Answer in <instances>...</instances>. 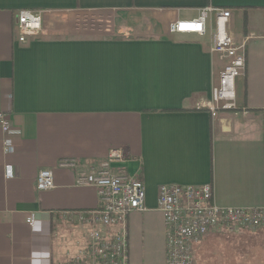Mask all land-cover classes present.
<instances>
[{
	"label": "crops",
	"instance_id": "obj_1",
	"mask_svg": "<svg viewBox=\"0 0 264 264\" xmlns=\"http://www.w3.org/2000/svg\"><path fill=\"white\" fill-rule=\"evenodd\" d=\"M207 8L229 10L228 34L246 42L236 107L214 113L200 105L224 67L210 52L215 16L202 37L168 32ZM22 10L42 13L25 43L15 30ZM0 112L17 132L6 154L0 129V264L69 262L88 231L67 217L98 199L59 163L85 168L115 149L126 157L113 168L145 189L147 211L128 219L130 264H164L161 185L210 184L220 207L264 208V0H0ZM41 170L53 189L36 190ZM193 256L264 264V230L217 231Z\"/></svg>",
	"mask_w": 264,
	"mask_h": 264
},
{
	"label": "built area",
	"instance_id": "obj_2",
	"mask_svg": "<svg viewBox=\"0 0 264 264\" xmlns=\"http://www.w3.org/2000/svg\"><path fill=\"white\" fill-rule=\"evenodd\" d=\"M215 16L210 52L224 61L218 84L212 88L210 101L200 108L214 113L236 107L235 81L245 70V41H235L227 32L229 10L207 8L194 20H178L169 24L171 34L204 36L209 15ZM15 30L20 43L34 38L42 30V13L22 10L16 15ZM0 129L6 138L3 152L11 151L7 137L17 134L8 115L0 112ZM123 149H115L99 162L79 167L75 160L60 161L59 167L74 170L77 186L97 190L98 207L72 213L67 219L87 228L86 245L66 264H130L128 219L135 212H146L145 189L137 176L126 174L114 165L124 162ZM37 191L54 188L53 174L41 170L35 181ZM213 187L161 185L157 191L156 210L161 214L165 229L164 264H195L194 247L203 238L227 229L230 232L264 230V208L246 209L220 207L214 202ZM30 226L34 221L27 218Z\"/></svg>",
	"mask_w": 264,
	"mask_h": 264
},
{
	"label": "rangeland",
	"instance_id": "obj_3",
	"mask_svg": "<svg viewBox=\"0 0 264 264\" xmlns=\"http://www.w3.org/2000/svg\"><path fill=\"white\" fill-rule=\"evenodd\" d=\"M83 13H78L76 16H80V15H82ZM87 14H85V16H86ZM83 16V15H82ZM61 19H62V17H60ZM54 23H58L59 22V19L56 17L55 19H54ZM63 22H61V24H62ZM128 33V37H135L136 36V33L135 32H127Z\"/></svg>",
	"mask_w": 264,
	"mask_h": 264
}]
</instances>
